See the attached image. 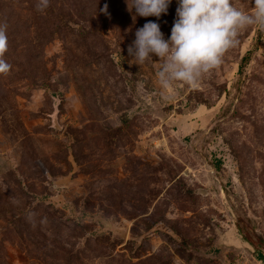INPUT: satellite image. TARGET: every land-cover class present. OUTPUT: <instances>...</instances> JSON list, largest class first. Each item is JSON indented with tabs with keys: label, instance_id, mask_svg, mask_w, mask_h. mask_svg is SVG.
<instances>
[{
	"label": "rangeland",
	"instance_id": "rangeland-1",
	"mask_svg": "<svg viewBox=\"0 0 264 264\" xmlns=\"http://www.w3.org/2000/svg\"><path fill=\"white\" fill-rule=\"evenodd\" d=\"M38 3L0 0V264H264V29L165 91L128 47L176 0Z\"/></svg>",
	"mask_w": 264,
	"mask_h": 264
},
{
	"label": "clouds",
	"instance_id": "clouds-1",
	"mask_svg": "<svg viewBox=\"0 0 264 264\" xmlns=\"http://www.w3.org/2000/svg\"><path fill=\"white\" fill-rule=\"evenodd\" d=\"M173 0H125L133 21L136 17H155L168 13ZM254 11L246 13L233 6L232 0H176L175 19L165 38L160 24L146 21L135 30L128 47L130 64L142 65L158 57L163 63L157 72L160 86L168 91L174 82L195 87L206 73L217 68L226 52L237 46L241 29L256 25L264 29V0H252ZM99 0H97V4ZM49 0H39L43 10ZM107 4L99 9L107 14ZM8 47L6 25H0V73L11 65L3 59Z\"/></svg>",
	"mask_w": 264,
	"mask_h": 264
},
{
	"label": "trees",
	"instance_id": "trees-1",
	"mask_svg": "<svg viewBox=\"0 0 264 264\" xmlns=\"http://www.w3.org/2000/svg\"><path fill=\"white\" fill-rule=\"evenodd\" d=\"M246 59V57L244 58V60ZM259 253H258V256L261 258V259H264V253L261 251V250H258Z\"/></svg>",
	"mask_w": 264,
	"mask_h": 264
}]
</instances>
